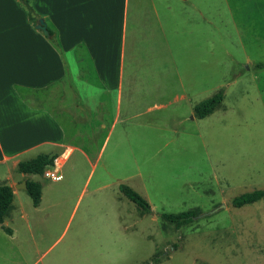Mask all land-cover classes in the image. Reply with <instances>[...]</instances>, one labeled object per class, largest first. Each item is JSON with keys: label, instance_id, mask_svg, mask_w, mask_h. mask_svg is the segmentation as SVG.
Wrapping results in <instances>:
<instances>
[{"label": "rangeland", "instance_id": "1", "mask_svg": "<svg viewBox=\"0 0 264 264\" xmlns=\"http://www.w3.org/2000/svg\"><path fill=\"white\" fill-rule=\"evenodd\" d=\"M205 16L204 60L195 57L190 66L180 39L177 68L187 85L188 70L204 64V83L194 81L205 89L194 103L222 91L220 106L179 121L163 118L166 109L143 113L148 104H138L141 115L124 136L118 124L109 139L91 137L79 162L74 152L61 169L53 163L34 175L42 184L39 207L14 186L13 205L28 216H6L10 233L0 223V264H140L155 257L152 264H264V198L232 205L235 196L264 188V0H206ZM131 92L137 102L156 100ZM176 123L177 134L162 130ZM56 168L60 179L45 176ZM121 183L150 210L142 213ZM189 210L193 220L180 227L162 217Z\"/></svg>", "mask_w": 264, "mask_h": 264}, {"label": "crops", "instance_id": "2", "mask_svg": "<svg viewBox=\"0 0 264 264\" xmlns=\"http://www.w3.org/2000/svg\"><path fill=\"white\" fill-rule=\"evenodd\" d=\"M29 1L31 21L20 0H0V185L13 188L6 225V216H28L21 204L13 205L18 183L12 172L19 171L22 155L37 150L61 169L74 152L78 162L87 157L91 137L105 133L109 139L118 124L124 136L141 115L138 104H148L143 113L166 109L167 120L194 119L202 101L194 103V97L205 89L194 81L204 83V64L188 70L186 85L177 63L180 39L190 66L195 57L204 60L206 0ZM38 18L52 31L48 36L35 27ZM136 88L145 101L156 100L137 102ZM176 126L162 130L177 134ZM34 175L28 177L38 181ZM42 197L41 191L38 205L31 199L34 208Z\"/></svg>", "mask_w": 264, "mask_h": 264}, {"label": "trees", "instance_id": "3", "mask_svg": "<svg viewBox=\"0 0 264 264\" xmlns=\"http://www.w3.org/2000/svg\"><path fill=\"white\" fill-rule=\"evenodd\" d=\"M28 19L31 21L33 19V15L35 14L34 8L32 7L29 0H20ZM49 33L52 31L49 29ZM224 98L223 92L219 91L213 96L202 100L199 104H197L194 108L195 114L199 118H203L212 112H214L219 105L221 104ZM54 157L49 156L45 153H40L33 158L25 159L18 162V170L19 172L26 175V192L31 197L33 204L38 205L40 197H41V188L42 184L38 181L31 180L28 176L31 174H43L44 168L49 165H53ZM119 190L132 202L140 206L145 211L150 210V205L147 200L137 193L134 189L126 184H119ZM264 198V188L255 189L252 191L244 192L235 196L232 199V205L234 206H243L247 203L256 202L260 199ZM13 199V188L7 184L0 185V223L1 226L6 229L7 232L10 233V230L4 225L3 218L8 211L10 204ZM195 213L193 211H185L178 214L174 213H163L162 217L167 219L168 221L175 224L176 227H180L184 224H187L193 220ZM153 262H157V258H152L150 261L143 262L140 264H152Z\"/></svg>", "mask_w": 264, "mask_h": 264}, {"label": "water", "instance_id": "4", "mask_svg": "<svg viewBox=\"0 0 264 264\" xmlns=\"http://www.w3.org/2000/svg\"><path fill=\"white\" fill-rule=\"evenodd\" d=\"M35 27L37 29L41 30L47 36L49 35L48 29L46 27V23H45L43 18H38V20L36 21ZM16 187L17 188L26 189V180H23L21 183L16 184ZM216 210H218V208H215V209H213V210H211L209 212H206V213H201V214L195 216L194 218H198V217H202V216H205V215H209V214L215 212Z\"/></svg>", "mask_w": 264, "mask_h": 264}, {"label": "built area", "instance_id": "5", "mask_svg": "<svg viewBox=\"0 0 264 264\" xmlns=\"http://www.w3.org/2000/svg\"><path fill=\"white\" fill-rule=\"evenodd\" d=\"M45 176L46 177H50V178H52L54 180H58V179L61 178V174L58 173L57 168L55 169V171H46L45 172Z\"/></svg>", "mask_w": 264, "mask_h": 264}]
</instances>
